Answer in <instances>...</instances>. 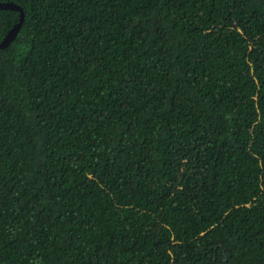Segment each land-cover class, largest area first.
I'll return each mask as SVG.
<instances>
[{
  "label": "trees",
  "instance_id": "16d2710c",
  "mask_svg": "<svg viewBox=\"0 0 264 264\" xmlns=\"http://www.w3.org/2000/svg\"><path fill=\"white\" fill-rule=\"evenodd\" d=\"M0 1V264H264V0Z\"/></svg>",
  "mask_w": 264,
  "mask_h": 264
},
{
  "label": "water",
  "instance_id": "95a60500",
  "mask_svg": "<svg viewBox=\"0 0 264 264\" xmlns=\"http://www.w3.org/2000/svg\"><path fill=\"white\" fill-rule=\"evenodd\" d=\"M0 9H13V10H18L20 12L19 22L14 24V26L7 32V34L0 41V49H1L9 45L11 40L14 38L15 34L19 30V27L24 17V13H23L22 8L13 2L0 1Z\"/></svg>",
  "mask_w": 264,
  "mask_h": 264
}]
</instances>
